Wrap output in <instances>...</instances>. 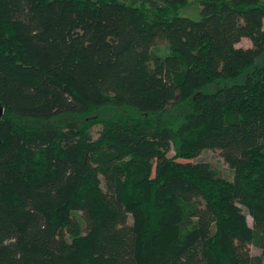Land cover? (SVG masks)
<instances>
[{
    "label": "trees",
    "instance_id": "16d2710c",
    "mask_svg": "<svg viewBox=\"0 0 264 264\" xmlns=\"http://www.w3.org/2000/svg\"><path fill=\"white\" fill-rule=\"evenodd\" d=\"M191 1L0 0V264H264V78L239 82L264 55V0H197L198 20ZM188 101L175 131L163 114ZM109 106L133 113L97 138L13 118ZM206 149L233 181L177 160Z\"/></svg>",
    "mask_w": 264,
    "mask_h": 264
},
{
    "label": "rangeland",
    "instance_id": "374dc122",
    "mask_svg": "<svg viewBox=\"0 0 264 264\" xmlns=\"http://www.w3.org/2000/svg\"><path fill=\"white\" fill-rule=\"evenodd\" d=\"M129 2V0H126ZM200 10L201 5L197 0H193L189 2L185 7H183L180 11L182 16L191 17L193 19L198 20L200 18ZM252 45L250 39L243 38L239 43L238 46L242 47H250ZM153 52L158 56H166L171 53V49L169 44L165 40L158 41L154 47ZM256 72L259 73V79L264 78V55L257 59L256 63L253 67L246 71L244 75L240 79V83L244 84L246 78L251 75V73ZM193 103L192 101H188L187 103L180 105L174 109H171L163 114V117L170 122L172 128L177 131L180 127L181 121L183 120L184 116L192 110ZM133 113L130 108H116V107H106L101 110L94 111L88 117H79L76 114L66 113L62 115H58L48 120L44 119H32V118H23V117H13L14 120L21 125L22 127H34V126H41V125H57V126H66L68 123L77 121V122H84L86 125L90 127L92 135L94 138H97L99 135V131L102 127L100 120L113 118L121 114ZM178 143H173L171 150L169 151V156L175 157L178 149ZM178 161L186 162V161H204L209 163L212 168L216 170V172L222 176L224 179L229 181H233L235 178V171L233 168L229 166V164L224 160L219 150L214 149H206L204 150L199 156L193 157L190 159L179 157L177 158ZM247 213L246 209L243 208ZM75 217L72 222V226H78L79 223L84 225V220L81 216L80 212H75ZM247 221L250 225H252V217L247 213ZM64 234L67 236L68 239L72 238L70 231L66 229ZM251 253L253 255H262V251L255 245L250 246ZM264 261V258H263Z\"/></svg>",
    "mask_w": 264,
    "mask_h": 264
},
{
    "label": "water",
    "instance_id": "95a60500",
    "mask_svg": "<svg viewBox=\"0 0 264 264\" xmlns=\"http://www.w3.org/2000/svg\"><path fill=\"white\" fill-rule=\"evenodd\" d=\"M2 112L0 111V114H1Z\"/></svg>",
    "mask_w": 264,
    "mask_h": 264
}]
</instances>
